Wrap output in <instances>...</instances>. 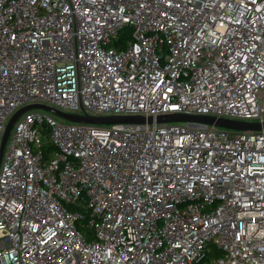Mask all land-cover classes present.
Masks as SVG:
<instances>
[{"label": "built area", "instance_id": "obj_1", "mask_svg": "<svg viewBox=\"0 0 264 264\" xmlns=\"http://www.w3.org/2000/svg\"><path fill=\"white\" fill-rule=\"evenodd\" d=\"M33 103L264 122V0H0V146ZM0 264H264V129L24 112Z\"/></svg>", "mask_w": 264, "mask_h": 264}, {"label": "water", "instance_id": "obj_2", "mask_svg": "<svg viewBox=\"0 0 264 264\" xmlns=\"http://www.w3.org/2000/svg\"><path fill=\"white\" fill-rule=\"evenodd\" d=\"M31 109H43L72 122H83V123H93V124L153 123L154 121L156 122L199 121L232 130L258 131L264 129V122H247V121H239V120H233L227 118H217L214 116H206V115H187L182 113H167V114L158 115L156 117H152V116L145 117L141 115L98 116V115H91L89 113H84V114L68 113L47 104L33 103L20 108L9 120L0 146V164L4 154L6 143L8 141L9 135L11 133V130L15 122L24 112Z\"/></svg>", "mask_w": 264, "mask_h": 264}, {"label": "trees", "instance_id": "obj_3", "mask_svg": "<svg viewBox=\"0 0 264 264\" xmlns=\"http://www.w3.org/2000/svg\"><path fill=\"white\" fill-rule=\"evenodd\" d=\"M132 35H131V32L129 31L128 28L124 29L122 32H121V39L122 40H126L127 38H131ZM124 42V41H123ZM55 149L56 147L51 144V143H47L45 145V148H44V151H45V160H49L54 152H55ZM83 230H86V228H82Z\"/></svg>", "mask_w": 264, "mask_h": 264}]
</instances>
